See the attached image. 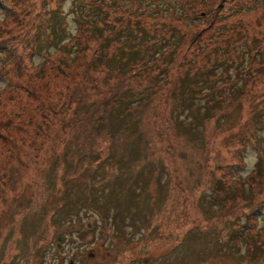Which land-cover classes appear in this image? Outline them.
Listing matches in <instances>:
<instances>
[{
    "label": "rangeland",
    "instance_id": "1",
    "mask_svg": "<svg viewBox=\"0 0 264 264\" xmlns=\"http://www.w3.org/2000/svg\"><path fill=\"white\" fill-rule=\"evenodd\" d=\"M183 2L0 0V264H264V0Z\"/></svg>",
    "mask_w": 264,
    "mask_h": 264
},
{
    "label": "trees",
    "instance_id": "2",
    "mask_svg": "<svg viewBox=\"0 0 264 264\" xmlns=\"http://www.w3.org/2000/svg\"><path fill=\"white\" fill-rule=\"evenodd\" d=\"M183 1H184L183 2L184 7L186 8V6H187L191 10L192 13L196 12L198 4H202V5L210 4V7H211V9L209 10L210 13L206 12V14H207V17L210 16L211 18L214 17L213 13H215L216 11H219L222 7H224V5L227 2V0H222L223 4L221 6L219 5V7H217L216 6V1L217 0H210V3L207 2V0H183ZM185 11H186V9H185ZM179 15H181V12H180V14H178V16ZM261 166H263V167H261ZM259 167H260L259 170L262 173V177H264V161L263 162H262V160L260 161ZM259 177H261V176H259ZM250 179L254 180V177H252Z\"/></svg>",
    "mask_w": 264,
    "mask_h": 264
},
{
    "label": "flooded vegetation",
    "instance_id": "3",
    "mask_svg": "<svg viewBox=\"0 0 264 264\" xmlns=\"http://www.w3.org/2000/svg\"><path fill=\"white\" fill-rule=\"evenodd\" d=\"M69 264H74V262L73 261H70V263Z\"/></svg>",
    "mask_w": 264,
    "mask_h": 264
},
{
    "label": "water",
    "instance_id": "4",
    "mask_svg": "<svg viewBox=\"0 0 264 264\" xmlns=\"http://www.w3.org/2000/svg\"><path fill=\"white\" fill-rule=\"evenodd\" d=\"M62 240H63V238L61 237V238H60V241H62Z\"/></svg>",
    "mask_w": 264,
    "mask_h": 264
}]
</instances>
